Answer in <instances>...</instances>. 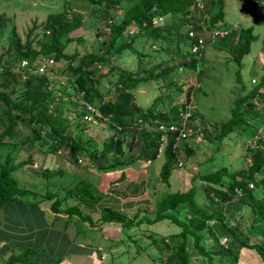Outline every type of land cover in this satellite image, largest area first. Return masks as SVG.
<instances>
[{"label": "trees", "instance_id": "obj_1", "mask_svg": "<svg viewBox=\"0 0 264 264\" xmlns=\"http://www.w3.org/2000/svg\"><path fill=\"white\" fill-rule=\"evenodd\" d=\"M81 1L88 7L81 4L78 8L83 11L97 8L102 12L100 21L110 28L105 34H96L99 44L94 51L85 50L82 53L79 48L69 51L72 43L70 35L85 25L84 16L75 8L50 13L40 26L34 25L26 35L25 41L15 26L10 31L11 42L6 59L4 56L0 57L1 160L4 157L3 150L10 149L4 162L0 163V210L16 201H22L21 198L27 194L12 174L32 167L34 163L32 157L19 160L17 156L26 147L43 142L44 133L53 139L47 152L57 154L68 151L70 161L75 165L80 164L79 156L84 154L88 156L90 163L97 165L100 170L114 169L121 163L130 166L136 161L144 163L157 161L162 142V134L158 131V127L161 124L182 127L184 123L182 112L186 111L187 105L193 103L191 97L195 92L194 88L196 90L193 82L203 73L201 66L206 64L205 50L211 43L209 38H212L214 32L216 30L228 32L223 38L213 37L228 48L230 55L228 62H234L240 68L245 58L252 53L253 44L260 39V36L255 34L254 27H235L226 21L227 0ZM169 17L172 20L170 25L158 29L154 26V18ZM143 23L146 24V29L142 36L151 40L152 45H159L160 50L165 49L166 42L168 45L172 43L171 47H174L176 56L181 58L179 66L188 80L187 85L190 86L186 104H175L172 100L165 108V98L159 96L148 109L138 106L135 91L143 83L160 78L167 81V77L177 69L176 65H169L168 59L162 60L157 66L148 70L144 69V59L152 57L151 54L139 52L134 47L137 37L129 41L125 36L130 28ZM6 28H8L6 19L2 18L0 39L4 37ZM103 35L106 37L100 41ZM77 42L81 44L85 40L80 37ZM262 44L264 46V41ZM183 45L188 46L185 51ZM194 46L199 47L197 52L192 51ZM125 51H131L137 56L139 63L136 72L117 66V61ZM47 57L53 58L55 64L66 62L67 67L60 70L54 64L44 73H39L38 60ZM262 60L264 63V56ZM24 62L27 64L23 65ZM103 67L108 68L109 71L100 74L98 70ZM240 70L237 72L238 80ZM58 75H66L65 81L58 80ZM110 76L116 79L112 83L113 98L111 91L103 93L100 88L102 82ZM185 85V83L179 85L177 89L184 93ZM263 88L264 75L253 91L236 99L229 120L216 123L213 126L215 133L207 131L206 140L221 143L233 133H238L239 129L242 134L248 136V139L258 136L261 127L264 128V110L257 116L252 115V112L260 108V105H264V95L261 94ZM84 103L99 110L103 118H106L110 125L112 124L113 135L104 143L102 150L94 147V139L83 143L70 132L71 123L78 122L77 127H80L81 122L84 121L87 114ZM66 104L71 105L75 110L71 112L72 118L62 116L61 106ZM195 116L196 112L191 113V118L186 123L188 128L196 127L193 126ZM255 120L259 122L253 123ZM22 127L29 130V133L21 132ZM21 136L23 140H18ZM263 137L264 134L258 140L257 146L248 149L245 157L249 161V166L246 170L230 172L227 168H223L216 173L203 176L205 179L202 177L204 181L211 185L213 183L217 187L213 192L219 197H216L219 203L212 210H206L191 201L192 189L187 192L170 193L156 203L154 220H146V222L152 224L168 220L177 224L181 230L160 240L148 236L159 251V257L152 264H194L195 262L244 264L243 252L253 251L264 263ZM136 139L141 141V147L139 155L133 158ZM196 152L195 148L185 143L175 150L174 137L170 136L163 155L165 161L160 172L161 182L169 187L171 176L179 169V155L184 153L185 156H193ZM110 154L114 159L119 155L124 161L113 160L108 166L103 164ZM47 172L43 171L44 174ZM251 185L253 188H250ZM91 189L92 186L87 181H82L69 190L67 198L75 199L77 203L66 210L59 208L61 199L57 194L47 193L41 196V199L58 198L54 201L53 211L78 215L83 221L95 227L96 223L91 214L84 213L81 208L95 206L99 202L100 198L96 197ZM236 200L245 206L244 209L232 208ZM188 204L190 212L195 213L196 216L192 220L183 221L174 213ZM143 218L145 216L141 212L129 218L121 212L104 209L101 211L99 223H117L124 229H130L140 227L145 222ZM212 221H215V224L209 225L208 223ZM211 238L213 240L209 243ZM226 238L225 245L223 239ZM34 252L32 249H26L21 254L11 255L4 264H44L29 259Z\"/></svg>", "mask_w": 264, "mask_h": 264}, {"label": "rangeland", "instance_id": "obj_2", "mask_svg": "<svg viewBox=\"0 0 264 264\" xmlns=\"http://www.w3.org/2000/svg\"><path fill=\"white\" fill-rule=\"evenodd\" d=\"M81 4L88 7L87 4L83 3L81 0H0V21L4 18L8 25L4 37L0 39V57L4 56L6 59V54L10 48L11 42L10 31L13 26L17 28L19 35L23 41H25L26 35L34 25L40 26L46 20L47 15L70 8H75L77 12H80L84 16L85 25L80 30L70 35L72 43L69 46V51L74 48H79L82 53H84L85 50L94 51L95 48H98L99 44L96 34H105L110 28L109 25L100 21L101 11L97 8H95V10L90 8L83 11V9L78 8ZM90 11L92 13L94 11V13L91 14ZM225 14L226 21L235 27H254L255 34L260 36V39L253 44L252 53L245 58L243 66L240 68L234 62H228L230 55L226 45H222L219 40L213 37L214 34L212 38H209V42L211 43H209L205 50L206 64L201 66L203 73L193 82L195 84L194 86H196V90L194 88L195 92L194 94L192 93L191 99L193 103L190 111L192 114L196 112L193 124V126L196 127L192 129L186 126L191 131L192 135L187 139V142H184L195 148L197 152L193 156H185L184 153L179 155V160L184 163V166L174 171L170 178L169 187L160 182L156 194H153L154 207L148 208L147 214H143L145 216L143 221L145 222H143L140 227H131L130 229L123 228L122 232L117 236V239L114 237L112 240H107L102 234V230L104 231L102 227L92 228L89 222L83 221L78 215L62 212L65 217L57 219L55 224L57 227L67 225L69 226L70 234L75 232L77 242L81 244L78 249L81 247L85 249L84 245H87V243L91 244L94 249L96 247L97 252L95 257L99 256V258L95 260V258L91 257L93 259L88 262V264H152V262L159 257V251L151 243L148 236L160 240L163 237L167 238L169 235L177 234L181 230L177 224L171 223L168 220H162L152 224L146 222V220H154L156 203L160 202L163 196L165 197V195L170 193L177 191L187 192L192 189L191 201L206 210H212L213 207L219 203V201H217L219 197L213 192L217 187L213 183L211 185L207 181H204L202 177L216 173L223 168H227L230 172L242 171L248 168L249 161L245 157L246 153L248 149L257 146L258 140H260L262 134H264L262 133L264 132V128L261 127L258 136H255L253 139H248V136L242 134V131L239 129L238 133H233L221 143L215 141L208 142L206 140V133L207 131L215 133L213 126L216 123L229 120L232 117L231 111L236 104V99L239 96H245L253 91L256 84L261 81L264 75V63L262 60L264 56V46L262 44L264 41V0H253V2H249V0H227ZM171 21L170 17L164 18L163 22L154 24V26H156L157 29L163 26L165 27L170 25ZM145 29V23L136 25L130 28L125 35L129 41L133 37H137L134 47L139 52L151 54L152 57L144 59V69L148 70L153 66H157L162 60L167 59L169 60V65H176L177 69L167 77V81L160 78L159 80L143 83L135 91L138 106L148 109L159 96L165 98V108L168 107L172 100L175 104H186L187 92L190 86L187 85L188 80H186V76L179 66L181 58L176 56L174 47H171L172 43L168 45V42H166L164 50H160L161 47L159 45H152L151 40L141 35ZM208 36H210V34ZM80 37L84 38V43L79 44L77 42V39ZM105 37L106 36L103 35L100 41H103ZM182 48L185 51L188 46L183 45ZM138 61L135 54L131 51H125L122 57L117 61V66L136 72L138 70ZM66 64V62L56 63L55 67L62 70L67 67ZM239 70L240 78L238 80L237 72ZM98 71L100 74H105L109 69L103 67ZM57 78L60 81H65L66 75H58ZM115 80L114 76H110L100 85L103 93H108V91L112 92V98L114 97V85L112 83H114ZM184 83L186 84V89L184 93H181L177 87ZM197 88L200 91H197ZM261 94L264 95V88ZM178 97L180 98L178 99ZM161 106L163 105L161 104ZM259 107L260 108L252 112V115L257 116L261 114L262 110H264V105H260ZM72 108L73 107L68 104L62 105V116L72 118V113L75 111ZM80 121L79 119V122ZM258 122L257 120L253 121L255 124ZM81 123L80 127H77L78 122L74 124L71 123V127L69 128L70 132H72L77 139L82 140L83 143H86L89 139H94V147L98 146V148L101 149L103 144L113 135L112 124L110 125L109 121L101 119L97 124H89L84 120ZM147 127L148 125H146V128ZM20 131L29 133V130H25L23 127ZM44 137L43 142L37 143L36 146L41 150L47 151L53 139L47 133H44ZM18 140H23V137H19ZM140 143L141 141L138 140L135 142L133 152L135 156H138L140 152ZM9 150H3L4 157L2 160L0 159V163L4 162ZM62 155L70 161L68 151L63 152ZM30 157H32L34 166L15 171L12 174L18 181L19 186L27 191V194L21 198L22 202L24 204L42 203V207H53L54 201L58 198L55 200H42L40 196H45L47 193H54L61 199V204L59 206L61 210H66L76 205L75 203L77 202H75V199L67 198L68 196L64 194L68 192L67 189L69 187L73 189L80 182L86 180L77 179L65 169H62L64 174L61 175L57 171L60 165L55 163L47 165L44 163L45 161H42L43 159L32 155L29 156L28 153L23 151L17 156V159L27 160ZM80 157L82 158L83 156ZM79 161L81 164L82 160L80 159ZM164 161V156H162L154 162V167L158 170V175L161 172ZM43 166H50L52 169L55 168L56 171H48L44 176L41 175V173L38 174L37 172H40ZM159 179L161 181V178ZM87 183L89 182L87 181ZM91 190H93V187ZM244 207L245 206L241 203L239 204L237 200L232 206L233 209L240 208V210L244 209ZM81 208L83 212L87 214V211H85L83 207ZM174 214L183 221L186 219L192 220L196 216L195 213L190 212L189 204L186 207H182ZM41 218L43 217L35 215L32 210L23 209L20 205H10L3 208V211L0 213L1 221L7 223L12 222L13 227H19L23 229L24 232L30 227L38 228L39 231L37 235L34 236V242H31L26 236H24L23 239L13 238V241L11 240L8 243L2 242L0 244V264H4L11 255L21 254L26 249L35 251L29 256L32 262L46 264L49 257L53 258L55 256L61 259V261L60 259L57 260L59 261L58 264H63L65 262L70 263L71 261L75 262V259L78 261L79 259L80 261L86 259L85 256L88 255L85 253L86 251L82 253L78 250L76 253L70 254V250L65 243L55 242L56 238L54 236L44 235V231L41 232L40 230L43 229L42 222H44L45 219L42 221ZM46 218L51 221L53 217L48 213ZM232 220L233 219H231V221ZM94 222L96 223L95 219ZM208 224L214 225L215 221ZM212 240L211 238L209 243H211ZM226 241L227 238L223 239V244L226 245ZM100 249L103 250V252ZM103 253L106 256L104 259L103 257L101 259ZM243 254L244 264H264L254 251L251 253L243 252ZM194 264L199 263L195 262Z\"/></svg>", "mask_w": 264, "mask_h": 264}, {"label": "crops", "instance_id": "obj_3", "mask_svg": "<svg viewBox=\"0 0 264 264\" xmlns=\"http://www.w3.org/2000/svg\"><path fill=\"white\" fill-rule=\"evenodd\" d=\"M96 147L98 148V146ZM102 149L103 147L99 150ZM23 152L28 153L29 156L32 155L36 156L37 158L43 159L42 161H45L44 163L47 165L51 163L60 165V168L57 171L61 175L64 174L62 169H65L69 172V174H73L77 179L86 180L90 183V185L93 187V191L96 197L100 198V200L95 206L82 207L96 220L95 227L92 226V228L102 227L104 229V231L102 230V234L106 237L107 240H112V238L114 237L117 239V236H119V233L122 232L123 228L117 223H99L101 211H103L104 209H111L126 214L130 218H133L140 212L141 214H147L148 208L154 207L153 194H156L158 185L161 182L159 179L160 174L158 175V170L154 167V162L149 164L136 161L130 166H125L121 163L117 168L100 170L97 165H95L94 163H90L88 157L85 154L82 155V158L79 156V160H82L81 164L75 165L74 163H71L68 158L66 159L65 157H63V152L52 154L39 149L36 145L26 147ZM136 157L137 156L135 155L133 156V158ZM115 158L116 159H114L110 154L108 158L103 162V164H107L108 166V163H110L111 161L113 162V160L114 162L118 160V162H120V160L121 162L124 161V158L120 157L119 155H116ZM40 170L41 171L37 173H41V175L43 176V171H56L55 168L52 169L50 166H43ZM71 189L72 187H69L67 190L69 191ZM64 195L66 196L67 192ZM35 204L38 203L24 204L22 201H16L10 205H20V207H22L23 209L32 210L35 215L43 217L41 218V220H45L44 222H42L43 229H41L40 231H44V235L54 236L56 238L55 242L65 243L70 250V254L74 252L76 253V251L78 250H80L82 253L83 251H86L85 253L88 254L85 256L86 259L84 261H80V259L78 261L75 259L76 263L74 261H71L70 263L65 262L63 264H88V262L92 261L93 258H95V260L99 258V256L95 257L97 249L96 247L94 249L91 244L87 243V245H84L85 249L83 247L78 249L81 244H79L80 242H77L75 232L71 233L74 236L70 234L69 226L64 225L63 227H57L55 225L57 219L64 218L65 215H63L62 213H56L55 211H53L51 206L42 207V203H39L38 205ZM1 211H3V209L0 210V213ZM48 213L53 217L51 221L46 218V215ZM38 231V228L30 227L26 232H24V230L19 227H13L12 222L7 223L0 220V244L2 242L8 243L11 240L13 241V238L23 239L24 236L28 237L31 242H34V236L37 235ZM101 251L103 252V250ZM104 256L106 255L103 253L101 259ZM59 259L60 257L57 256L53 258L49 257L46 264L59 263V261H57Z\"/></svg>", "mask_w": 264, "mask_h": 264}, {"label": "built area", "instance_id": "obj_4", "mask_svg": "<svg viewBox=\"0 0 264 264\" xmlns=\"http://www.w3.org/2000/svg\"><path fill=\"white\" fill-rule=\"evenodd\" d=\"M163 21H164V18H160V19L154 18L153 23L158 24V23L163 22ZM227 34H228L227 31H222V30H216L214 32L215 37L219 36V37L223 38ZM198 49H199L198 46H194L192 51L197 52ZM38 63H39V73H44L47 69H50L54 66L55 61L53 58L47 57V58H42V59L38 60ZM26 64H27L26 62L23 63V65H26ZM83 106L87 111V114L84 117V120L87 121L89 124L90 123L91 124H97L98 121L101 119L108 121L106 118H103L102 114L96 108L90 106L87 103H84ZM190 109H192L191 104L187 105L186 111L182 112V117L184 120L182 127H178L175 125L166 126L165 124L159 125L158 131L161 132V134H162V142H161L160 147H159L158 158H160L164 155L166 147H167L168 142H169L170 136L174 137V149L176 150L180 146H182V144L184 142H187V139L192 135L191 131L186 127V123L191 118ZM148 163L150 164L152 162L149 161ZM178 166L182 168L184 166V163L179 160ZM251 188H253L252 185H251ZM104 258H105V256L103 257V259Z\"/></svg>", "mask_w": 264, "mask_h": 264}]
</instances>
